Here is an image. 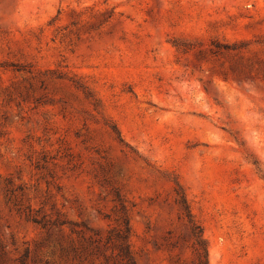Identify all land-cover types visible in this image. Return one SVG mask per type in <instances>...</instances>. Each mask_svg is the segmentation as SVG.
<instances>
[{"label":"rangeland","instance_id":"rangeland-1","mask_svg":"<svg viewBox=\"0 0 264 264\" xmlns=\"http://www.w3.org/2000/svg\"><path fill=\"white\" fill-rule=\"evenodd\" d=\"M177 184L264 264V0H0V264H196Z\"/></svg>","mask_w":264,"mask_h":264},{"label":"trees","instance_id":"trees-1","mask_svg":"<svg viewBox=\"0 0 264 264\" xmlns=\"http://www.w3.org/2000/svg\"><path fill=\"white\" fill-rule=\"evenodd\" d=\"M114 133H116L118 140L121 143H124V140L120 133L117 131L115 127H113ZM175 193L178 197V202L185 214L187 222L190 227L191 236L193 239V251L196 258V264H209V252H208V243L203 236V231L201 226L195 221L193 214L190 209V205L184 190L178 184L175 187ZM116 198L121 203L122 209H124L122 205V197L116 192ZM27 218L35 223L41 224L45 227L43 221H39L34 218L31 214L27 215ZM124 229L121 231L118 239L121 241V244L118 247V256L121 260L119 264H135V260L133 254L130 250V247L127 243L128 233H129V221L127 219H123Z\"/></svg>","mask_w":264,"mask_h":264}]
</instances>
